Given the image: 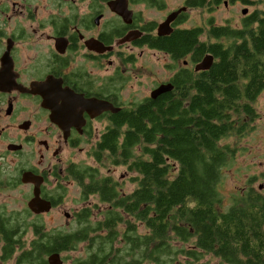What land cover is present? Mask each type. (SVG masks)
Wrapping results in <instances>:
<instances>
[{"label": "trees", "instance_id": "obj_1", "mask_svg": "<svg viewBox=\"0 0 264 264\" xmlns=\"http://www.w3.org/2000/svg\"><path fill=\"white\" fill-rule=\"evenodd\" d=\"M171 37L174 57L192 50L197 61L210 53V67L180 71L171 92L124 109L125 125H109L91 147L95 167L78 173L82 198L95 196L100 205L76 211V227L66 232L46 235L35 224L37 238L26 249L15 237L20 224H7L4 258L47 264V254L81 245L83 256L72 264H204L205 256L264 264L261 185L239 187L228 204L219 190L259 119L253 103L264 91V10H251L239 27H193ZM116 167L128 173L130 190L109 174Z\"/></svg>", "mask_w": 264, "mask_h": 264}, {"label": "flooded vegetation", "instance_id": "obj_2", "mask_svg": "<svg viewBox=\"0 0 264 264\" xmlns=\"http://www.w3.org/2000/svg\"><path fill=\"white\" fill-rule=\"evenodd\" d=\"M190 2L168 7L165 0H0V264L15 261L4 258L7 224H20L15 237L24 243L23 249L29 246L28 224L31 238H37L35 224L46 235L59 231L47 228L41 215L64 203L70 185L79 187L82 195L78 173L88 166L85 159L92 156L91 147L105 129L125 125L124 109L171 92L173 88L150 97L160 84L174 86L171 80L180 71H202L194 67L203 56L194 61L192 50L180 57L167 50L178 47L171 35L175 30L218 26L207 17L204 26L190 27L188 12L206 8L210 14L228 0H206L204 7ZM229 2L242 3L241 13L248 14V3ZM143 51L164 59L170 75L147 85L141 98H125L127 83L147 69L140 65L132 75ZM76 153L84 158L76 159ZM36 184L38 198L49 205L39 213L28 206ZM9 199L21 204L8 208ZM81 208L63 215L75 220ZM51 253H58L62 263L68 258L64 252Z\"/></svg>", "mask_w": 264, "mask_h": 264}, {"label": "rangeland", "instance_id": "obj_3", "mask_svg": "<svg viewBox=\"0 0 264 264\" xmlns=\"http://www.w3.org/2000/svg\"><path fill=\"white\" fill-rule=\"evenodd\" d=\"M181 1L182 0H165L168 7L179 5ZM243 8H245V6L242 3L239 2L234 4L228 0L227 5L220 2L217 7L211 10L210 14H208L206 8L189 10L187 25L190 27L196 26L197 24L204 26L208 23L207 17H210L213 20L212 24L230 25L233 28L239 27L242 18L245 16L241 13ZM253 9L264 10V5L257 3L253 5L248 4L246 7L247 13H250ZM149 14H153L156 17L160 16L159 12L152 13L150 11ZM201 39L204 40L205 37L203 36ZM164 62V59L156 60V58L151 56L149 52L143 51L142 55L138 56L136 59L135 66H133L132 69V75H135V70L136 68L139 69L140 65H145L147 69L144 70L141 77L139 76L138 79L132 77L127 83L126 89L124 90V97L130 98L132 96H138L141 98V96L147 92V85L148 88H150L154 80L158 81L160 79L168 78L170 74L165 69ZM253 105L259 113V119H257L256 124L257 126L252 133L241 140L238 147L242 150L236 155L235 163L231 167H227L223 170L224 177L219 190L223 197L224 204H228L232 193L242 186L251 185L257 187L258 185H261L260 189L264 194V91H262L255 99ZM228 142L232 143V139L230 138ZM75 155L76 159L84 158L83 153H76ZM85 162L87 165H92L94 167L96 165L94 158L90 155L85 159ZM100 170H102V168H100ZM108 171L117 181H123V190H130L133 187L132 183L128 181V173L124 171L123 168H109ZM72 186L73 185L68 186L66 198L61 206L53 208L48 213L41 215V219L47 228L59 227V230L63 232L74 229L76 227V221L72 218L66 219L63 215L64 211L73 213V210H77L81 206H88V204L92 205L94 203L100 205L95 196H90L88 197V200L83 201L79 187ZM4 196L5 195H2V200ZM12 197H14V194ZM19 203L13 199H9L5 205L8 208H15L19 206ZM31 221H33V219H31ZM39 221L40 219L37 220V222ZM30 228L31 225L28 224L27 230L25 231L26 243L31 239L32 234ZM63 252V256H68V258L64 259L61 264H72L75 259L83 256L81 245L75 250ZM202 263L220 264V261L216 258L205 256L202 259Z\"/></svg>", "mask_w": 264, "mask_h": 264}, {"label": "water", "instance_id": "obj_4", "mask_svg": "<svg viewBox=\"0 0 264 264\" xmlns=\"http://www.w3.org/2000/svg\"><path fill=\"white\" fill-rule=\"evenodd\" d=\"M117 12H120L117 10ZM178 11L172 12L171 14H169L168 18H172L173 15L175 13H177ZM245 13V11H243ZM213 62V55L210 53H206L203 55V57L201 58V60L199 62H197V64L194 67L195 71H199V70H206L210 67V65ZM172 84L171 83H163L160 84L156 89H154L151 94L150 97L154 98L159 94H162L164 92L170 91L172 89ZM104 108L109 109L107 106H105ZM260 187V186H259ZM34 197L29 201L28 206L29 208L35 212V213H39L42 211H46L49 207L48 204L44 203L42 200H40L38 198V187L37 184L35 185L34 188ZM47 263L48 264H61L62 263V259L60 258V255L58 253H51L48 257H47Z\"/></svg>", "mask_w": 264, "mask_h": 264}]
</instances>
